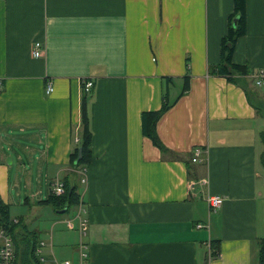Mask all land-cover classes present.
<instances>
[{
	"label": "crops",
	"instance_id": "obj_1",
	"mask_svg": "<svg viewBox=\"0 0 264 264\" xmlns=\"http://www.w3.org/2000/svg\"><path fill=\"white\" fill-rule=\"evenodd\" d=\"M232 9V0H0L2 201L13 162L3 161L6 143L39 185V201L45 186L48 196L51 183L71 171L81 82L90 79L92 160L80 192L87 264H259L264 117L241 85L264 99V81L257 86L254 77L264 68V0H246V33L232 61L248 72L234 75L238 83L210 72ZM35 42L44 48L39 57ZM186 63L189 90L156 124L170 151L162 155L142 134L141 113L160 108L164 77L172 78L168 98L177 96ZM196 146L205 152L193 162ZM204 177L207 184L189 187ZM209 195L223 197L220 207L209 210ZM212 239L220 253L206 261Z\"/></svg>",
	"mask_w": 264,
	"mask_h": 264
},
{
	"label": "trees",
	"instance_id": "obj_2",
	"mask_svg": "<svg viewBox=\"0 0 264 264\" xmlns=\"http://www.w3.org/2000/svg\"><path fill=\"white\" fill-rule=\"evenodd\" d=\"M233 9L228 15L227 30L221 37L220 41V61L217 65L210 67V72L225 76L228 81L238 83L234 77L235 74L245 75L248 70L244 64H238L232 61L236 40L246 33V0H232ZM172 81L171 77H164V91L162 95V103L157 110H145L141 113V131L145 137H148L152 144L157 147L162 155L170 153L168 148L162 143L156 131V124L162 115L188 90L190 85V72L188 63H186V74L183 76V84L180 92L174 99L168 98L166 85ZM84 83L81 82L83 88ZM247 95L248 101L253 106L257 114L264 117V99L261 95H257L254 91L249 90L245 85H241ZM92 90V89H91ZM85 92L81 101V123L79 142H74V146L69 154V167L71 171L64 177V193L56 196L51 192L40 202L45 205H51L54 210L66 207V211L71 206H76L80 202V193L78 186L81 183L82 175L80 174L92 160L91 141L92 131L90 129V120L88 113L87 95L91 92ZM260 138L264 146V130L260 133ZM260 164L264 170V147L259 155ZM64 212V213H65ZM20 220L16 222L9 217L8 204L0 198V226L4 227L11 235L14 244V255L17 264H39L35 255L38 245V238L35 232L30 231L26 225L22 227ZM258 263L264 264V236L258 238ZM220 253V240L212 239L208 243V253L206 261L209 258L218 257ZM16 263V262H15Z\"/></svg>",
	"mask_w": 264,
	"mask_h": 264
},
{
	"label": "rangeland",
	"instance_id": "obj_3",
	"mask_svg": "<svg viewBox=\"0 0 264 264\" xmlns=\"http://www.w3.org/2000/svg\"><path fill=\"white\" fill-rule=\"evenodd\" d=\"M5 152L7 155L6 159H3V161H9V158L13 160L12 164L9 165L10 182L8 185L9 200L7 202L9 217L12 219H19L20 227L26 225L30 231L35 232L39 240L38 243L40 241L44 242L45 245L39 247L40 253L36 252L39 264H43L40 258H46L47 263L51 261L55 264H83L82 262L80 263L79 257L72 251V244L74 241L77 240V247L79 245L78 226L75 225L72 229L67 226L68 219L73 220L72 217H74L75 212H77L76 209L78 204L76 206H71L65 213H58L51 205L41 203L39 201V196H36V198L33 197L34 192L39 189V185L34 184L29 178V172L26 170L25 162L18 159L16 154L17 148L12 147L11 149L10 145L6 143ZM18 152L20 154L24 153L22 156L26 157L25 154L27 151L18 150ZM85 172L86 168L80 173L82 178H85ZM83 183H85V181L82 182L81 180L78 186L79 193L82 190ZM43 189L45 193L42 199H45L47 197V186ZM80 204L82 206L81 198ZM73 223L76 224L74 220ZM63 243H65V245H63ZM62 249L67 252V256L60 252ZM50 250L56 254V257L50 258L48 254ZM59 258H66L68 261H60Z\"/></svg>",
	"mask_w": 264,
	"mask_h": 264
},
{
	"label": "built area",
	"instance_id": "obj_4",
	"mask_svg": "<svg viewBox=\"0 0 264 264\" xmlns=\"http://www.w3.org/2000/svg\"><path fill=\"white\" fill-rule=\"evenodd\" d=\"M43 45L41 42H35L32 47V55L34 57H39L43 53ZM255 77V84L257 86H261L264 81V68H260L257 70V72L254 74ZM84 86L83 90L85 92H89L92 88L93 82L91 80H83ZM53 90V84L50 81H47L45 84V93L50 94ZM76 142H78V138L75 139ZM204 149L202 147L196 146L192 149V157L191 160L193 162L199 161L200 156L204 154ZM204 156V155H203ZM82 182H84L86 179L82 178ZM208 179L206 177L201 178L198 181H189V187L193 188L196 184H207ZM50 192L56 196L62 195L64 193V185L63 182L59 179L53 181L51 183ZM207 205L210 211L215 210L216 208L220 207V205L223 202V197L220 195H209L206 198ZM77 212H75V216L72 217L73 220L76 222V224L73 223V220L68 219L67 226L68 228L72 229L75 227V225L78 226L79 230V261L83 264H87L88 260V251L86 250V245L81 242V239L86 234V227H87V220L83 217V213H85V210L82 208L80 202L77 206ZM14 222H16V219H13ZM197 227H202L203 224H197ZM43 245L42 242L39 243L35 250V254L40 253V248ZM15 255H14V244L11 235L8 233V231L0 226V264H15ZM41 261L44 262V258H40Z\"/></svg>",
	"mask_w": 264,
	"mask_h": 264
},
{
	"label": "water",
	"instance_id": "obj_5",
	"mask_svg": "<svg viewBox=\"0 0 264 264\" xmlns=\"http://www.w3.org/2000/svg\"><path fill=\"white\" fill-rule=\"evenodd\" d=\"M9 161H10V158H9ZM65 210H66V207H64V208H62V209H59V210H57V212H58V213H63V212H65Z\"/></svg>",
	"mask_w": 264,
	"mask_h": 264
}]
</instances>
